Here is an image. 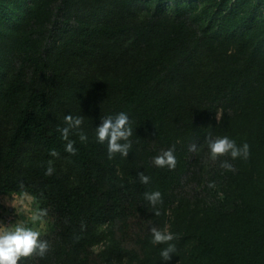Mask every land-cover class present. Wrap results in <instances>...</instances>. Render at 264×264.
<instances>
[{"label": "trees", "instance_id": "obj_1", "mask_svg": "<svg viewBox=\"0 0 264 264\" xmlns=\"http://www.w3.org/2000/svg\"><path fill=\"white\" fill-rule=\"evenodd\" d=\"M121 112L132 146L109 159L96 128ZM224 136L250 155L213 160L223 197L206 203L184 187L206 137ZM173 147L175 168L156 167ZM13 193L48 227V252L18 264H161L147 222L176 237L165 264H264V0H0V196Z\"/></svg>", "mask_w": 264, "mask_h": 264}, {"label": "clouds", "instance_id": "obj_2", "mask_svg": "<svg viewBox=\"0 0 264 264\" xmlns=\"http://www.w3.org/2000/svg\"><path fill=\"white\" fill-rule=\"evenodd\" d=\"M217 121L218 117L216 116ZM65 122L68 125L62 129L61 138L67 141L65 145V151L69 154H75L76 148L74 142L69 140L70 129H79L82 124L81 117H73L72 115L65 116ZM132 135V128L130 127V121L127 114L121 112L115 117H107L101 120V123L96 128L97 142L104 144L107 143L108 158L111 159L117 153L121 156L127 157L131 148V141L129 137ZM79 138L81 141H86L87 136L80 132ZM121 141H124L123 143ZM206 143L210 150V156L213 160L218 159L221 156H231L232 159L242 157L247 159L250 155L249 145L244 143L242 146H237L234 140L229 139L227 136L212 138L206 137ZM189 150L195 152L197 145L195 143L189 146ZM50 155L58 156L59 153L56 150H51ZM153 163L159 168H168L172 170L176 166V157L174 155V147L163 151L160 155H157L153 159ZM221 167L234 171V167L227 160L221 163ZM54 169L50 166L46 170V175H51ZM139 181L143 184L149 183L150 178L144 174L143 171L137 172ZM210 188H215L214 183H209ZM145 199L155 209L157 203L162 202V196L159 191L151 193H145ZM221 198L223 193L218 194ZM155 215H159V211H154ZM46 215V211L41 210L32 216L33 222L39 220L42 216ZM152 235L153 244H168V247L164 248L160 252L161 264L172 260V255L176 252L174 244L169 243L176 237L168 231L158 229L156 226H151L148 229ZM49 250V244L47 241L40 239V233L31 228L25 227L22 224H18L14 229L0 228V264H18L22 259L31 258L34 255L43 257Z\"/></svg>", "mask_w": 264, "mask_h": 264}, {"label": "rangeland", "instance_id": "obj_3", "mask_svg": "<svg viewBox=\"0 0 264 264\" xmlns=\"http://www.w3.org/2000/svg\"><path fill=\"white\" fill-rule=\"evenodd\" d=\"M213 159L210 156V152L205 153L201 158L194 163L195 168L192 169V174L190 175L189 181L185 184L184 190L190 192L199 197L203 202H215L220 198L218 195L219 183L218 177H214L212 171ZM212 174V175H211ZM214 183L215 188H210L209 183ZM0 228H8L9 230L14 229L18 224H22L25 227L31 228L40 233V239L47 232V221L44 219H39L35 222L32 220V216L37 213L35 208L34 200L28 193L21 194H4L0 196ZM129 232L135 233L136 225H134V220L130 219ZM154 224L147 222L141 227L145 231ZM169 230V227H166ZM103 242H100L94 247V251L98 252ZM135 261L123 260L120 262H115V264H134Z\"/></svg>", "mask_w": 264, "mask_h": 264}]
</instances>
